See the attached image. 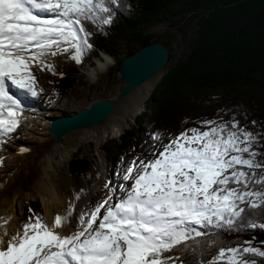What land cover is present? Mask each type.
<instances>
[{
    "label": "snow or ice",
    "instance_id": "6c2138e0",
    "mask_svg": "<svg viewBox=\"0 0 264 264\" xmlns=\"http://www.w3.org/2000/svg\"><path fill=\"white\" fill-rule=\"evenodd\" d=\"M119 2L0 0V143L17 131L23 117L22 102L9 86L37 97L32 68L55 71L48 56L70 49L75 50L72 59L80 63L84 49L92 47L88 40L92 33L83 21L110 25L111 5ZM204 123L210 127L179 133L152 159L133 160L122 177L134 180L130 190L115 203H110L109 195L90 213L82 212V227L71 234L61 235L56 229L67 222L74 205L66 216L56 215L52 226L36 217L15 234L0 233V264H184L171 253L200 245L208 235L193 225L229 231L244 226L264 229V223L240 224L246 207H264V174L257 178L255 171L264 169L253 149L257 136L238 121ZM161 135L157 132L153 139L160 141ZM252 184L261 185V190H252ZM102 208L106 211L98 220ZM250 257L264 258V250L245 241L218 247L211 260L200 264H258Z\"/></svg>",
    "mask_w": 264,
    "mask_h": 264
},
{
    "label": "trees",
    "instance_id": "16d2710c",
    "mask_svg": "<svg viewBox=\"0 0 264 264\" xmlns=\"http://www.w3.org/2000/svg\"><path fill=\"white\" fill-rule=\"evenodd\" d=\"M111 7L114 16L110 25L83 21L86 31L92 33L89 43L110 55L117 54L121 41L129 46L126 56L157 41L147 30L160 22L179 18L197 23L190 52L162 80L159 92L152 96L148 110L142 114L150 116L151 135L158 132L164 137L192 128L205 130L210 127L205 121H238L245 130L260 127L253 149L259 153L257 161L264 162V0H120ZM77 66L76 63L65 76L51 79L53 97L59 98L70 88L79 71ZM137 133L135 125L119 141L113 140V145H109L114 150L112 161L136 151ZM71 169L80 175L88 172L90 158L75 155ZM255 171L257 178L264 174V169ZM250 188L261 190V185L252 184ZM249 222L264 223V207H246L240 224ZM199 230L208 233L201 238L200 245L171 255L179 256L184 264H200L211 260L220 246L234 247L252 241V246L264 250V229L244 226L229 231L199 226ZM250 258L264 264V258Z\"/></svg>",
    "mask_w": 264,
    "mask_h": 264
},
{
    "label": "bare ground",
    "instance_id": "6f19581e",
    "mask_svg": "<svg viewBox=\"0 0 264 264\" xmlns=\"http://www.w3.org/2000/svg\"><path fill=\"white\" fill-rule=\"evenodd\" d=\"M40 14L45 16L44 13ZM111 63L112 58L104 54V58L98 59V67L94 68L90 74L96 77ZM161 71L120 99L103 121L87 128L74 129L57 140L49 136L50 128L54 118L67 114L64 111L65 108H58L60 109L58 112L55 109L45 112L33 103L25 92L9 86L22 102L23 117L18 129L28 124L33 125L29 128L30 132L26 134L27 136L14 135L18 132L17 129L15 133L4 138L5 142L0 143V153L4 151L6 155L11 152L8 138H14L17 144V153L13 156L15 160L4 162L1 168L3 173L0 174V225L3 227H0V232L6 231L11 235L22 227L24 201L36 194L51 200L55 204L57 215L62 217L67 215L69 206L74 205L72 215L68 217L67 222L56 229L61 235L71 234L82 227L79 217L82 212L87 213L86 203L102 185L104 174L107 172L106 155L103 151L105 141L109 137L120 135L142 112L148 96L159 81ZM47 137L48 142L45 144ZM92 141L96 144L98 164L93 170L94 176L86 178L82 184H79L71 175L69 161L80 146L90 144ZM21 149H28V151L22 152ZM81 189L84 190L82 193ZM78 193L79 200L76 199ZM102 211L101 209V213ZM4 219L8 220L6 225L3 224ZM85 219H88V215ZM99 219H102V214Z\"/></svg>",
    "mask_w": 264,
    "mask_h": 264
},
{
    "label": "rangeland",
    "instance_id": "374dc122",
    "mask_svg": "<svg viewBox=\"0 0 264 264\" xmlns=\"http://www.w3.org/2000/svg\"><path fill=\"white\" fill-rule=\"evenodd\" d=\"M48 14L54 15L52 13ZM147 33L151 34L153 39L166 43L170 51L169 60L162 68V74L159 81L152 93L148 96L142 112L138 114L136 119L130 123L120 135L109 137L105 141L103 151L106 155L107 172L104 174L102 185L97 188V190L93 193V197L86 203L87 213L94 210L95 206L105 201L109 195L113 196V200L110 203H115L119 198L125 195V193L130 190L131 184L134 180L125 181L122 177L126 174L125 170L127 167L131 166L132 161L136 160L137 163H139L141 160L148 161L152 159L157 151L162 150L163 144L169 143L172 138L179 135V133L170 134L161 137L160 141L154 140L151 135V131L148 128L150 116L142 117V114L148 110V106L150 104L149 102L152 96L159 92L162 80L166 77L169 71L190 52L193 40L197 33V23L194 20H181L178 18L172 22L164 21L153 25L147 30ZM132 45L133 47H137L135 43ZM62 46L67 47V45ZM128 47L127 43L121 41L117 46L116 55L106 54L103 50H96L93 46L90 49L85 48L82 53L80 63H77L74 59H72V55L75 52L74 49H70L69 52L61 53L56 56H49L47 58V62L54 66L55 71H41L39 67H33L32 71L37 78V90L40 94L37 97H31L29 94H26L33 103L41 107L45 112H51L54 111V109L58 112L61 108H65L64 111L67 112V114L81 110L93 100L105 97L115 98L116 94L125 84V82L120 78L119 64L126 56ZM104 54L112 58V63L108 66L109 68L107 67V69L100 71L96 77H93L90 72L94 68L98 67V59L104 58ZM76 63L78 64L77 68L79 71L76 72L73 78V84L59 98L52 97L53 95L50 93L51 79H58L65 76L67 73H71V70L76 66ZM60 73H63V75H60ZM32 125L33 124H28V126L18 129V132L14 135L17 137L27 136L26 134L30 132L29 128ZM135 125L138 127V133L136 135L139 143L138 148L131 155L122 159L115 158L114 161H112L111 156H113L112 151L114 150L109 148V145H113L112 142L115 139H118L119 141V137ZM247 131L252 132L258 138L261 129L258 127L255 130ZM48 137L45 144L48 142ZM8 141L10 145L6 144V146L8 145L10 147L11 152L9 153L10 155L4 154V151L0 153V159L3 160V163L0 164V174L3 173L1 172V168L3 167V164H5L4 162L15 160L13 156L17 153V144L15 139L10 137L8 138ZM5 148L6 147H4V149ZM77 154L85 155L90 158V169L82 175L73 173L71 169V160ZM97 160H99V156L97 154L96 144L94 141L90 144L80 146L79 150L74 153L69 161V169L72 172L71 175L73 176L75 182L82 184L86 178L94 176L93 170L98 164ZM105 185H107V187H105ZM102 210L106 211V208H102ZM56 215L55 204H53V202L49 199H45L36 194L30 196L24 201V212L22 215L24 223H27L30 220L34 221L36 217H42L43 222L52 226ZM100 217L101 215L98 216L97 219L99 220ZM88 219H90V215H88ZM193 227L199 228V226L196 225H193ZM220 264L222 263L220 262Z\"/></svg>",
    "mask_w": 264,
    "mask_h": 264
},
{
    "label": "water",
    "instance_id": "95a60500",
    "mask_svg": "<svg viewBox=\"0 0 264 264\" xmlns=\"http://www.w3.org/2000/svg\"><path fill=\"white\" fill-rule=\"evenodd\" d=\"M169 56L170 51L166 43L157 40L124 57L119 64V74L125 84L116 97L93 100L79 111L54 118L50 136L57 140L74 129L87 128L103 121L120 99L159 73L169 60Z\"/></svg>",
    "mask_w": 264,
    "mask_h": 264
}]
</instances>
